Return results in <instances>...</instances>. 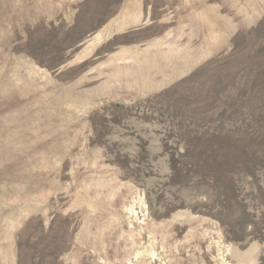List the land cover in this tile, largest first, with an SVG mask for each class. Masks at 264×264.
Returning a JSON list of instances; mask_svg holds the SVG:
<instances>
[{
  "label": "rangeland",
  "instance_id": "obj_1",
  "mask_svg": "<svg viewBox=\"0 0 264 264\" xmlns=\"http://www.w3.org/2000/svg\"><path fill=\"white\" fill-rule=\"evenodd\" d=\"M0 264H264V0H0Z\"/></svg>",
  "mask_w": 264,
  "mask_h": 264
},
{
  "label": "crops",
  "instance_id": "obj_2",
  "mask_svg": "<svg viewBox=\"0 0 264 264\" xmlns=\"http://www.w3.org/2000/svg\"><path fill=\"white\" fill-rule=\"evenodd\" d=\"M194 31V33H193ZM193 40H197V29L196 30H191L189 38H187V40L185 41V43H182V46L180 48V51L186 52V56H182L183 59V65H184V61H185V67L187 68L186 70H182V69H178L176 71H174L173 73L176 75L177 73H179L176 76V79H179L181 77H183L185 74L189 73L193 68H195L196 66H198L199 64V60H200V54H203L201 57L203 60L207 59L209 53L213 52L212 48H208L205 51H199V47L197 45V43H195L193 45ZM174 80V81H175Z\"/></svg>",
  "mask_w": 264,
  "mask_h": 264
}]
</instances>
